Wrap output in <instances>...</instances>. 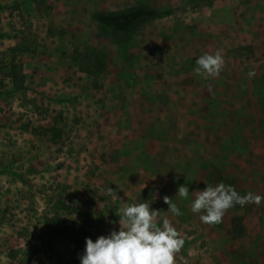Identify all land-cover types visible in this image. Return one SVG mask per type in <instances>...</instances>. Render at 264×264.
<instances>
[{
    "label": "rangeland",
    "instance_id": "obj_1",
    "mask_svg": "<svg viewBox=\"0 0 264 264\" xmlns=\"http://www.w3.org/2000/svg\"><path fill=\"white\" fill-rule=\"evenodd\" d=\"M135 1L0 0V31L6 30L0 32V42L20 40L0 48V264H80L86 237L95 241L112 230L119 231L118 210L124 203L145 201L161 211L158 225L169 219L185 241L176 264H264V200L259 205L236 204L220 223L206 224L200 214L191 211L195 193L187 199L176 196L181 185L193 192L223 182L242 196L252 192L264 197V67L257 62L264 56V47L258 49V41L264 37L258 22L259 14L264 15V0H142L174 12L144 24L128 47L120 49L110 41L106 28L89 19V13L120 9ZM60 29L65 32L61 34ZM44 39L52 41L56 56L70 68L80 70L71 59L75 49L96 52L105 66L93 76L82 72L97 90L115 86L116 80L126 89H134V73L143 65L159 73L178 70L179 74L193 59L219 50L232 71L228 93L225 97L199 94L196 108L191 109L185 93L192 91L188 78L179 84L182 92L175 94L174 104L169 95L147 92L149 99L145 100L154 107L145 109L144 118L162 121L159 139H168V134L173 138L159 143L164 152L160 147L159 159H154L159 160V183L144 186L137 196L125 199L123 188L106 185L68 184L46 173L49 160L44 157L49 148L54 155L66 149L65 141L74 133L77 118L74 112L64 114L56 108L52 98L45 104L47 96L35 88L36 81L44 77L41 66L30 61V71L23 74L14 65L17 57L24 62L30 54L44 53L46 44L40 46ZM24 67L19 65V69ZM252 71L255 75L249 76ZM8 81L22 88L13 90ZM141 96L143 99L146 93ZM16 97L19 105L16 101L11 107L4 104ZM64 99L69 106L77 101L74 95ZM174 105L178 108L173 109ZM4 106L9 107L8 115L3 113ZM6 117L15 120L12 131L3 127ZM47 117V124L53 121V146L48 147L37 141L44 127L28 132L31 123ZM188 131L206 140L178 138ZM145 160L150 163L152 159ZM54 163L60 165V161ZM163 195L172 198L183 215L167 212L169 205ZM57 199L66 205L60 211L65 224L77 221L83 230L49 243L45 220ZM68 233L72 235L71 230Z\"/></svg>",
    "mask_w": 264,
    "mask_h": 264
},
{
    "label": "crops",
    "instance_id": "obj_2",
    "mask_svg": "<svg viewBox=\"0 0 264 264\" xmlns=\"http://www.w3.org/2000/svg\"><path fill=\"white\" fill-rule=\"evenodd\" d=\"M259 15L261 17H259L258 22L259 24L261 22V29L263 30L264 15ZM259 15H257V18ZM258 28L260 31V27ZM5 31L1 30L0 32ZM48 40L44 39L41 41L40 46L43 43L46 44L45 47L42 46L44 53L37 51L35 54H30V57L24 62L19 60L20 57H17L14 60L16 62L14 65L23 74H27L30 71V61L41 66V73L44 77L40 81H36L37 83L35 84L37 85H35V88L41 96H47L48 100H44L45 104L48 106V103L54 100L53 102L57 104L56 108L64 110V114L74 112V116L77 118L73 124L74 133L65 141L68 144L66 149L54 155L53 149L49 148L48 156L44 157L49 160L45 170L49 172L46 173L54 174L59 180H64L68 184L78 182L96 186L106 185L113 188H123L125 199L129 200V198L137 196L144 186L159 183V165H157L159 160L154 159H159V148L161 147L159 143L170 138L168 134V139H159V128L161 129L163 125L161 120L150 118L149 122L146 117L144 118L145 109H153L154 107L151 105L152 103L147 102L145 99H149L151 94L169 95V98L173 100L171 103L174 104L177 100L175 94L179 95V91L182 92L181 88L178 87L179 84H183L184 78H188L192 90L185 92L189 95L188 100L191 104V109L196 108L195 103H198L199 94L208 92L220 97L224 95L225 97L228 93L227 80L232 71L229 69L225 57V64L219 76L204 78L196 75L193 71L196 67V59H193L190 63L191 65L189 66L188 64V69L179 74L178 70L176 72L168 70L159 73V71H155L152 67L145 65H143V68H137V73H134L136 81L134 84H137V87L131 88L132 92L129 86L128 90L126 89L127 86L119 83V80H116L115 86L111 85L109 87L106 85L104 88L97 90L91 86L89 77L84 72L75 67H68L61 58L56 56L54 44L52 41L48 42ZM18 42L20 40H13L7 43L4 39H1L0 48H4L2 46L4 43L14 46ZM258 45V49H263L264 37L262 41H258ZM257 62L264 67V56ZM23 64L25 67L19 69V65ZM138 80L139 82L137 83ZM8 83L12 84L13 90L22 88L21 86H13L12 81H8ZM201 83L202 86H200ZM147 92H149V95ZM142 93H146V97H143V99L141 98ZM70 95L76 96L77 99L71 106L67 105V101L64 99ZM190 95L193 96L190 97ZM50 98L52 99L50 100ZM213 100L211 99L210 101ZM12 101H16L17 105H19L18 97L4 102V104L11 107L10 103ZM174 106L173 109L178 108L177 105ZM9 107H5L3 113L8 115V112H10ZM171 107L169 106V108ZM205 108L209 107L205 106ZM50 111H52V106ZM48 118H39L38 124L31 123L28 126L29 133L33 127H44L37 141L40 139L44 144H47V147L53 146L51 140V125L53 121L51 124H47ZM6 119L8 117L4 118L3 127H5V130L12 131L13 121L15 120ZM194 132L188 131L184 135H179L178 138H183L187 141L206 140ZM146 157L152 159L150 163L149 161L146 162ZM57 160L60 161L59 166L54 163L59 162ZM53 167L56 169L53 170ZM140 175L145 176L142 177ZM133 176H136V178ZM165 196L167 195H163V197Z\"/></svg>",
    "mask_w": 264,
    "mask_h": 264
},
{
    "label": "clouds",
    "instance_id": "obj_3",
    "mask_svg": "<svg viewBox=\"0 0 264 264\" xmlns=\"http://www.w3.org/2000/svg\"><path fill=\"white\" fill-rule=\"evenodd\" d=\"M195 64L194 73L208 78L220 75L225 60L218 50L215 54L199 56ZM248 75L254 76L255 72ZM108 191L113 190L110 188ZM190 193L196 194L191 211L200 214V220L206 224L220 223L226 211L236 204L259 205L264 200L252 192L242 196L234 186L223 182L193 192L188 186L181 185L176 196L187 199ZM164 202L169 205L167 212L177 217L183 215L172 198L165 196ZM118 211L119 231L112 230L109 235H101L95 241L86 237L80 264H176V255L185 241L169 219L164 218L162 226L158 225L156 221L161 211L152 209L147 201L138 204L126 202Z\"/></svg>",
    "mask_w": 264,
    "mask_h": 264
},
{
    "label": "trees",
    "instance_id": "obj_4",
    "mask_svg": "<svg viewBox=\"0 0 264 264\" xmlns=\"http://www.w3.org/2000/svg\"><path fill=\"white\" fill-rule=\"evenodd\" d=\"M173 12V8L153 7L145 1L138 0L120 9L94 10L89 14V19L105 27L108 30L110 41L118 48L126 49L134 34L144 24L168 16ZM64 32V29H60L61 34ZM71 59L78 64L81 71L90 76L105 66L102 58L93 50L75 49L71 54ZM17 177L20 181H25L21 175H17ZM65 206L64 202L57 199L53 205L51 216L45 220L46 236L49 243L58 237L76 236L83 230L77 221H73L71 226L65 224L60 215V211L65 209ZM69 230L72 231L71 236L68 233Z\"/></svg>",
    "mask_w": 264,
    "mask_h": 264
}]
</instances>
